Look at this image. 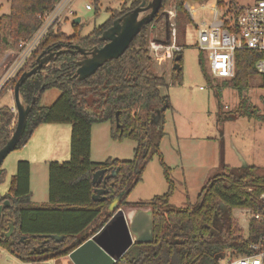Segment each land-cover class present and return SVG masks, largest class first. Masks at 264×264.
I'll use <instances>...</instances> for the list:
<instances>
[{
  "label": "trees",
  "instance_id": "trees-1",
  "mask_svg": "<svg viewBox=\"0 0 264 264\" xmlns=\"http://www.w3.org/2000/svg\"><path fill=\"white\" fill-rule=\"evenodd\" d=\"M3 1L8 5V11L3 15L7 21V36L5 39L0 37V57L6 48L15 49L20 39L29 37L40 23L37 15L50 11L58 0ZM141 1L126 0L119 8L111 10L107 20L94 27L85 37H80L77 31L72 36H66L57 26L34 52L31 63L48 45L60 42L100 47L102 42L98 41V37L102 31ZM168 1H162L155 18ZM171 1L177 26L178 21L189 19L184 3L202 0ZM215 1L219 7L226 6L229 11H236V7L229 9L235 0ZM97 2L93 0L95 8ZM150 25H146L133 38L120 57L106 62L82 81L78 82L73 77L77 55L65 53L44 68L42 74L32 75L20 87L21 99L26 104L38 91L41 93L49 87H56L59 95L50 106L43 107L38 105L39 93L15 149L23 146L40 124L70 125L68 160L47 162V202L35 205L30 201V164L26 160L16 162L9 187L0 196V203L8 200L10 204L3 211L0 232L6 230L9 221L14 222L13 234L9 238H1L0 246L21 261L44 264L52 259L65 258L108 222L113 214L108 206L116 196H119L116 209H151L153 240L150 243L132 244L115 264H220L221 260H234L249 254V245L264 233V221L250 218L247 237L244 238L232 213L234 209H244L250 213L264 214V201L260 199L264 193V167L224 166L207 179L195 202L186 201L179 208L169 204L172 182L159 151L164 133L162 126L157 128L150 123V118L155 109L162 106L168 109L170 103L168 96L160 91L167 85L164 75L156 74L151 68L152 59L148 52ZM178 54L181 55L180 47L172 55L173 64L174 56ZM257 58L253 51L237 49L234 74L223 80L218 90L230 88L240 93L248 87L264 88V76L255 69ZM198 63L203 69L201 56ZM180 72L173 69L172 82H181ZM18 77L9 84V88H13ZM206 77L210 80L208 74ZM86 108L101 112V115L86 114ZM240 108L242 101L236 111L227 112L219 118L229 117L231 113L239 112ZM253 112L248 116L264 123V112ZM116 117L119 126H116ZM14 118L8 105L0 107V148L11 134ZM106 120L111 123L112 139L129 138L136 143L132 160H90L91 126ZM155 155L164 169L168 190L148 201H126L141 180L145 165ZM101 169L115 173L106 181L114 196L94 201L92 194L95 186L91 178L95 171ZM4 176L1 169L0 182Z\"/></svg>",
  "mask_w": 264,
  "mask_h": 264
},
{
  "label": "rangeland",
  "instance_id": "rangeland-1",
  "mask_svg": "<svg viewBox=\"0 0 264 264\" xmlns=\"http://www.w3.org/2000/svg\"><path fill=\"white\" fill-rule=\"evenodd\" d=\"M97 1L98 5L95 8L93 0H72L70 9L74 15L66 13L61 19L58 24L61 33L72 36L77 31L80 37L87 36L94 27L99 26L108 18L111 10L119 8L126 0ZM255 1L235 0L229 9L250 6ZM85 4L91 5L92 9H85ZM187 4L194 8L195 16L193 19L189 16L188 20L176 23L175 41L180 47L182 56L179 62L180 83L172 82L173 56L166 57L164 53L159 52L157 60L155 57L157 55L150 53L148 45V52L152 59L151 68L156 74L162 73L167 83L160 90L162 94L168 96L170 107L163 112L162 130L164 135L160 141L159 151L168 168V178L172 182L169 204L174 208L184 206L186 201L195 202L207 179L220 172L224 166L238 167L241 166L243 160L248 166L264 167V123L248 116L253 110L258 113L264 112V88L248 87L240 93L230 88L218 90L221 82L226 79L210 78L209 80L206 77L207 62L204 54L196 47L198 25L203 21L206 24L212 22L210 14L212 7H215L216 10L219 9L221 13L226 11L227 7H219L215 0L187 1ZM172 9L173 3L169 0L149 26V41L169 44L171 39L169 23L173 21L175 23L176 15L174 13V16L171 17L169 11ZM7 11L8 5L5 1L0 0V37L2 39L7 36V21L3 18ZM75 17L80 18V22L76 25L73 23ZM13 50V47L6 48L0 57V63L4 55ZM200 56L203 58V69L198 63ZM58 95L59 90L56 87L46 88L40 93L38 105L48 107ZM241 101L242 108L239 109V112H233L229 117L219 118L227 112L236 111ZM9 104H13L12 95L5 94L4 91L0 95V107L9 106ZM14 126L15 118L11 124L12 128ZM37 127L34 129L32 137L30 136L31 139L26 149H32L33 146H38L43 141L45 136L43 128ZM57 127L64 129V132L57 131V149L69 153L70 125L57 124ZM110 130L109 120L92 124L90 160L93 162H104L107 159L132 160L136 143L129 138L114 140L111 138ZM44 145L42 143L43 147ZM18 149L11 151L1 163L2 166H9V162L12 160L13 173L15 172L13 157L19 153ZM43 155L41 150L40 156ZM68 158L69 155L63 161ZM30 162H32L31 184L35 190L33 198L39 201L41 193H47V167L42 162ZM11 174L8 169L0 182L1 194L7 191ZM168 186L164 169L155 155L145 165L141 180L130 192L126 201L131 203L148 201L153 196L164 194L168 190ZM122 210L128 211L127 209ZM232 213L242 229L243 237L246 238L251 213L244 209H234ZM108 239L109 236L103 241L109 243ZM223 262L224 260H221L220 264ZM0 264L30 263L21 261L0 246ZM44 264H72V262L66 256L58 260H49Z\"/></svg>",
  "mask_w": 264,
  "mask_h": 264
},
{
  "label": "water",
  "instance_id": "water-1",
  "mask_svg": "<svg viewBox=\"0 0 264 264\" xmlns=\"http://www.w3.org/2000/svg\"><path fill=\"white\" fill-rule=\"evenodd\" d=\"M163 0H142L139 5L124 12L111 22V25L102 31L98 41L103 42L101 47H83L71 41L60 42L51 48L43 49L35 58L33 65L27 67L18 77L12 88V102L16 110L15 126L6 143L0 148V166L4 158L20 142L24 133L28 115L39 96L40 91L32 96L29 104L22 101L20 87L26 79L35 74H42L43 69L49 66L55 59L65 53L77 55V68L73 74L76 81H82L93 75L99 67L106 62L117 59L129 47L133 38L148 24L155 21ZM80 22L79 17L73 19L74 24ZM181 55L174 56L173 69L180 70L179 60ZM43 86L41 87V89ZM165 106L157 108L151 114L150 123L161 128ZM86 114L100 116L101 112H94L86 108ZM116 126H119L116 117ZM242 167L247 164L242 160ZM115 173L106 172L105 169L97 170L92 174L93 188L92 199L103 201L114 196V192L106 187V181ZM0 196L1 193H0ZM119 196H116L108 206L113 214L99 232L90 236L67 256L72 264H115V262L135 243H150L153 240L152 211L151 209H130L124 212L116 209ZM9 201L0 203V220L3 211L9 207ZM116 209V210H115ZM14 232V222L9 221L5 231L0 232L1 238H9ZM109 236V243L104 242ZM59 238V236H57ZM104 240V241H103Z\"/></svg>",
  "mask_w": 264,
  "mask_h": 264
},
{
  "label": "built area",
  "instance_id": "built-area-1",
  "mask_svg": "<svg viewBox=\"0 0 264 264\" xmlns=\"http://www.w3.org/2000/svg\"><path fill=\"white\" fill-rule=\"evenodd\" d=\"M72 0H58L52 9L42 15L37 28L26 39H20L16 48L4 55L0 67V95L5 91L12 95L9 84L19 76L27 67H30L31 58L44 39L51 31H55L65 14L74 15L70 9ZM191 19L195 16L194 8L184 3ZM85 9L91 10L89 4ZM235 11V10H234ZM228 9L220 12L212 7L210 14L212 22L204 21L197 27L196 47L204 54L207 62L208 76L213 79H229L234 74V54L237 49L253 51L257 56L255 69L264 76V0H256L252 5L237 7L235 12ZM174 9L169 11L174 16ZM169 44L149 41L150 53L158 60V53L171 57L179 47L175 43L176 26L174 21L169 23ZM11 112L16 115L14 106ZM264 201V193L260 195ZM120 209V208H119ZM122 210V209H121ZM250 218L264 221V214L251 213ZM250 253L234 260H224L222 264H262L264 260V233L249 245Z\"/></svg>",
  "mask_w": 264,
  "mask_h": 264
},
{
  "label": "crops",
  "instance_id": "crops-1",
  "mask_svg": "<svg viewBox=\"0 0 264 264\" xmlns=\"http://www.w3.org/2000/svg\"><path fill=\"white\" fill-rule=\"evenodd\" d=\"M155 27H153V28H155ZM3 58H2V61H3ZM2 61L0 63V67H1ZM6 93H8L10 95L9 92H5V94ZM12 106H13V104H9V107H12ZM39 126H41V127H39ZM39 126H38L39 128H43L42 131H44V133H45L43 141L40 142L38 146H33L32 147V149L34 148L33 150L32 149H26L27 144L32 137L31 136L27 140V142L18 149L17 152H19V153H16L15 157H13L14 158V160H13L14 169H16V162L19 160H26L27 159L26 161L29 160V161H34V162H42V163H45L46 167H47V162H49V161H58V162L61 161L62 162L64 159H66L67 155H69V153L67 151H66V153L64 152V150L58 151L57 144H56L57 131L61 130L64 132V129L57 127V124H40ZM42 126H45V127H42ZM34 132H35V130L32 132L31 135H33ZM69 134H70V132H69ZM42 143L45 144L44 147L42 146ZM41 150L44 154L43 156H40ZM68 150H69V144H68ZM31 157H33V158H31ZM11 163H12V160H11V162H9V166L8 165H5V166L1 165L0 170L2 169L4 171V173H6V171H8V169H9V171L12 173L11 174V177H12L15 172L13 173ZM31 163L32 162L29 163L30 164V172H29L30 196H29V199L33 204L40 205V204L47 202V193L46 194L41 193V198L39 200L41 202L36 201L33 198L34 194H35V190L32 188V184H31V176H32V166H31L32 164ZM46 192H47V190H46Z\"/></svg>",
  "mask_w": 264,
  "mask_h": 264
},
{
  "label": "flooded vegetation",
  "instance_id": "flooded-vegetation-1",
  "mask_svg": "<svg viewBox=\"0 0 264 264\" xmlns=\"http://www.w3.org/2000/svg\"><path fill=\"white\" fill-rule=\"evenodd\" d=\"M115 19H116V18H115ZM106 20H107V19H106ZM107 28H108V27H107ZM104 30H105V29H104ZM102 45H103V42H102ZM102 45H101V46H102ZM52 46H53V45H48V48H51ZM101 46H100V47H101ZM106 187H108V186H106ZM1 195H3V194H1Z\"/></svg>",
  "mask_w": 264,
  "mask_h": 264
}]
</instances>
